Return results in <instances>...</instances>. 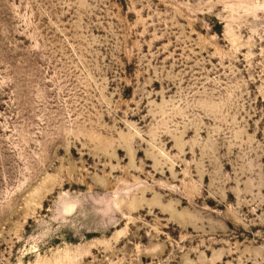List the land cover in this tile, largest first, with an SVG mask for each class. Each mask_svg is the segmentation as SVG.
<instances>
[{"label": "rangeland", "instance_id": "rangeland-1", "mask_svg": "<svg viewBox=\"0 0 264 264\" xmlns=\"http://www.w3.org/2000/svg\"><path fill=\"white\" fill-rule=\"evenodd\" d=\"M0 264H264V0H0Z\"/></svg>", "mask_w": 264, "mask_h": 264}]
</instances>
